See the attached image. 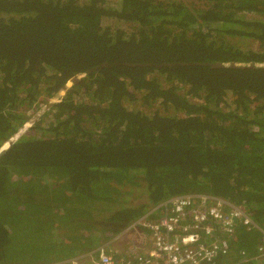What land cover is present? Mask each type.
I'll list each match as a JSON object with an SVG mask.
<instances>
[{"label":"trees","instance_id":"16d2710c","mask_svg":"<svg viewBox=\"0 0 264 264\" xmlns=\"http://www.w3.org/2000/svg\"><path fill=\"white\" fill-rule=\"evenodd\" d=\"M2 147L0 264L65 262L188 193L264 229V0H0ZM259 240L239 225L218 260Z\"/></svg>","mask_w":264,"mask_h":264},{"label":"built area","instance_id":"2783aa9c","mask_svg":"<svg viewBox=\"0 0 264 264\" xmlns=\"http://www.w3.org/2000/svg\"><path fill=\"white\" fill-rule=\"evenodd\" d=\"M53 103L48 100L45 108ZM24 126L28 133L29 125ZM239 225L260 231L258 255L252 264H264V229L241 204L207 193L171 197L96 248L52 264L248 263L250 258L244 251L238 253L241 263L218 260L221 254L233 251L232 239Z\"/></svg>","mask_w":264,"mask_h":264},{"label":"rangeland","instance_id":"374dc122","mask_svg":"<svg viewBox=\"0 0 264 264\" xmlns=\"http://www.w3.org/2000/svg\"><path fill=\"white\" fill-rule=\"evenodd\" d=\"M186 1H194V0H186ZM257 17H259V16H257ZM255 47H257V44L255 45ZM47 99L49 101H55L57 98L53 97V98H47ZM86 99H88V98H86ZM129 106L131 108H134V109H136V107H138L134 103L129 104ZM48 109L49 108H47V109L45 108L44 104H41L40 108L38 110H36V113H34L35 111L32 108L28 110V114L31 115L29 121L25 124V125H29V130L30 131H28V132H31V131L33 132V130L30 129L33 126V124H34L33 122L38 120L39 118H41ZM49 122H50V119H46L44 124H48ZM25 133H27V131H25V126H24L23 134H25Z\"/></svg>","mask_w":264,"mask_h":264},{"label":"water","instance_id":"95a60500","mask_svg":"<svg viewBox=\"0 0 264 264\" xmlns=\"http://www.w3.org/2000/svg\"><path fill=\"white\" fill-rule=\"evenodd\" d=\"M59 95H60V94L57 93V94H56V97H59ZM3 148H4V147H2V148L0 149V151H1Z\"/></svg>","mask_w":264,"mask_h":264},{"label":"clouds","instance_id":"9594fccd","mask_svg":"<svg viewBox=\"0 0 264 264\" xmlns=\"http://www.w3.org/2000/svg\"><path fill=\"white\" fill-rule=\"evenodd\" d=\"M50 107H51V106H50ZM50 107H49V108H50ZM33 110H34V109H33ZM28 121H29V120H28ZM28 121H27V122H28ZM27 122H26V123H27ZM26 123H25V124H26Z\"/></svg>","mask_w":264,"mask_h":264}]
</instances>
